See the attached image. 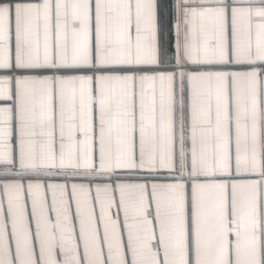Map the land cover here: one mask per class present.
Wrapping results in <instances>:
<instances>
[{
  "label": "snow or ice",
  "instance_id": "1",
  "mask_svg": "<svg viewBox=\"0 0 264 264\" xmlns=\"http://www.w3.org/2000/svg\"><path fill=\"white\" fill-rule=\"evenodd\" d=\"M0 264H264V0H0Z\"/></svg>",
  "mask_w": 264,
  "mask_h": 264
}]
</instances>
